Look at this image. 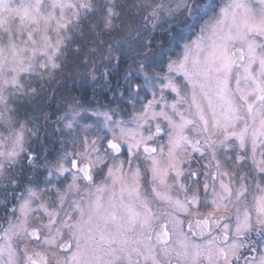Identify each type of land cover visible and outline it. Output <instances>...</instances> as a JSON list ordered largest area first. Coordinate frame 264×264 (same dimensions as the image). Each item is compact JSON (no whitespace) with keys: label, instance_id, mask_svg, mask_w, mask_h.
<instances>
[{"label":"snow or ice","instance_id":"obj_1","mask_svg":"<svg viewBox=\"0 0 264 264\" xmlns=\"http://www.w3.org/2000/svg\"><path fill=\"white\" fill-rule=\"evenodd\" d=\"M0 264H264V0H0Z\"/></svg>","mask_w":264,"mask_h":264}]
</instances>
